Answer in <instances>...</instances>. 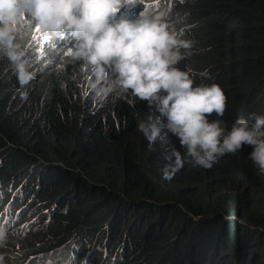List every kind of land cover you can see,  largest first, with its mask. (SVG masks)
Returning <instances> with one entry per match:
<instances>
[{"label": "trees", "instance_id": "trees-1", "mask_svg": "<svg viewBox=\"0 0 264 264\" xmlns=\"http://www.w3.org/2000/svg\"><path fill=\"white\" fill-rule=\"evenodd\" d=\"M171 2L181 39L192 42L176 67L185 61L194 85L214 83L226 96L224 116L212 113L209 120L222 119L230 130L234 119L264 115V0ZM71 38L68 32L54 37L56 47L38 55L22 50L33 74L23 84L0 55V201L2 209L7 205L0 225L11 220L24 193L12 180L36 168L45 184L28 188L39 210L62 203L46 235L26 228L28 240L44 241L50 250L46 264L52 255L72 260L76 231H124L119 223L126 211L143 222L144 234L124 231L104 241L109 253L113 242L136 243L133 254L121 248L120 264H264V175L249 159L251 147L202 168L185 159L162 125L161 139L150 143L137 125L155 120V109L118 89L94 100L93 68L72 57ZM5 185L17 187L9 201L1 196Z\"/></svg>", "mask_w": 264, "mask_h": 264}, {"label": "clouds", "instance_id": "clouds-1", "mask_svg": "<svg viewBox=\"0 0 264 264\" xmlns=\"http://www.w3.org/2000/svg\"><path fill=\"white\" fill-rule=\"evenodd\" d=\"M121 1L0 0V55L12 63L20 82L27 83L33 74L25 53L14 43L16 26L27 17L30 25L52 37L70 32L76 41L72 57L94 68L98 81L111 74L98 94L130 91L155 109V120L149 117L137 125L150 143L161 139L162 125L178 139L185 159L202 168H211L226 154L238 153L243 145L250 146L249 159L264 175V115L234 119L230 130L222 119L209 120L212 113L224 116L226 96L214 83L194 85L190 72L176 67L188 55L181 49H190L192 42L181 39L183 27L175 25L168 11L171 0H161L159 7L166 6L161 11L163 20L141 11L134 20L112 22ZM167 23L173 24L177 35ZM172 154L178 155L176 150ZM162 171L167 178V171Z\"/></svg>", "mask_w": 264, "mask_h": 264}, {"label": "rangeland", "instance_id": "rangeland-1", "mask_svg": "<svg viewBox=\"0 0 264 264\" xmlns=\"http://www.w3.org/2000/svg\"><path fill=\"white\" fill-rule=\"evenodd\" d=\"M125 1L126 0L121 1L122 6L114 13L112 22H115L116 20H119L121 18L134 20L138 18L141 11H143V13L147 16L158 17L159 19L163 20L161 11L165 9L166 6L163 5L159 7V5L163 3L161 2V0H150V2L148 3L144 2V0H128L127 2ZM134 2H136L137 4L134 5ZM167 24L168 27H172L175 29V34L177 35L178 30L173 26V24ZM16 27L17 31L15 33L14 43L19 46L20 50H24L27 52L30 49H35V53L38 55L46 47H56V39H54V37L50 36L49 34L44 33L42 30L37 33L35 25H30L27 17L23 18L21 23ZM68 36L71 37L70 32H68ZM41 37H45V39H41ZM52 42H54L55 44H51ZM71 42H73L72 44L76 43V41L72 38ZM188 65L189 64L184 61L177 67L183 70H187L189 69ZM91 72L94 76L91 86L95 88L93 92H96L94 100H101L104 95L98 94L99 89L107 86L108 81L111 80V74L106 73L105 79L103 81H98L95 75L94 68L91 70ZM34 169H28V177H22L20 175L21 178H14L12 180V182L17 181L20 183V185L22 184L21 189L24 190V193L20 197L18 203L19 207L11 210L12 213H10L8 216V218L11 217V220L6 222V224L0 225V232L5 234V236L0 241V264H46L45 257L48 255L50 250H45L47 248V245L44 244V241L31 242L30 240H28L27 236H29L31 233L29 230H26V228L28 227L27 225L31 224L33 226H36L38 230L33 234L40 233L42 237L46 235L49 231V228L52 226L54 217L61 210L59 208V205L62 203L51 202L49 206L44 209V211L41 212L39 210L40 206L36 204V198L34 197V195H32V193H30L28 187L42 188V186L45 184V177L42 175V173H38V171ZM22 173L24 174L26 172ZM5 186L7 187V189L5 191L3 190L1 196H5V198L9 201L16 193L17 187L13 185L10 187H8L7 185ZM237 190V187L231 186L232 192H237ZM1 204L2 200L0 201V215L4 212V207L7 206H3L2 209ZM130 209L132 208L130 207ZM121 213L123 214V211ZM125 216V221L119 223V225H126L124 231H128L129 233L130 231H132L134 235H139L140 237H142L144 233L140 235L139 228L141 225L143 227V222H137L133 215V212L131 213L130 211H126ZM1 221H4L3 217H0V223ZM104 227L105 224L102 229H104ZM59 230L63 232L61 228H59ZM124 231L122 228H117V233L114 235L110 234L112 232L107 229H104L103 233H98L99 231L96 228L86 231L84 230L81 232L76 231L77 233L74 234L75 243H73V246L71 247V254L73 255L72 260H69L68 258H64V260H62L60 259L61 257L52 255L51 258H49L50 264H120L121 260L119 259V255L121 254V248L124 250V254L125 252L127 254H133L135 253V249L137 247L136 243L127 239H125L123 244L122 241H120L119 244H115L116 242H113L111 244V246H114L113 250H111L109 253L107 249L108 244L106 245L104 241L112 236V238L116 239L117 237L115 236L117 234H123ZM12 238H16L18 240L11 241ZM100 240H102L103 242L100 243ZM92 244H96L94 247L101 245L103 248H105L96 251V249L92 247ZM41 255L43 258L41 257L38 260L34 259L36 256ZM137 263L147 264L141 260H136L133 264Z\"/></svg>", "mask_w": 264, "mask_h": 264}, {"label": "snow or ice", "instance_id": "snow-or-ice-1", "mask_svg": "<svg viewBox=\"0 0 264 264\" xmlns=\"http://www.w3.org/2000/svg\"><path fill=\"white\" fill-rule=\"evenodd\" d=\"M36 32L39 33L40 32V29L39 28H36ZM41 39H45V37H41ZM61 39H63V37H61Z\"/></svg>", "mask_w": 264, "mask_h": 264}]
</instances>
